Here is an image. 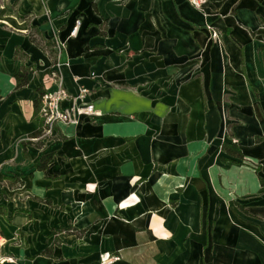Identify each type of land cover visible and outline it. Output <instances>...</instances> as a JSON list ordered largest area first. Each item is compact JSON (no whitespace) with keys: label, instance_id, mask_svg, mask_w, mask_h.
Returning <instances> with one entry per match:
<instances>
[{"label":"crops","instance_id":"0c3cea01","mask_svg":"<svg viewBox=\"0 0 264 264\" xmlns=\"http://www.w3.org/2000/svg\"><path fill=\"white\" fill-rule=\"evenodd\" d=\"M30 27L61 45L55 62ZM52 70L100 114L40 138ZM108 254L264 264V0H0L1 264Z\"/></svg>","mask_w":264,"mask_h":264},{"label":"built area","instance_id":"2783aa9c","mask_svg":"<svg viewBox=\"0 0 264 264\" xmlns=\"http://www.w3.org/2000/svg\"><path fill=\"white\" fill-rule=\"evenodd\" d=\"M193 7L200 8L206 0H187ZM79 28L78 21L72 27L70 36H75ZM210 39L216 41L220 39V31L216 28L209 27ZM54 48L59 51L61 45L55 41ZM48 83L56 85V89L45 91L41 98L39 116L42 119V131L40 138L52 135L58 124L78 125L81 117H93L100 114V111L94 107L91 101L86 100L89 89L80 85L76 94L69 93L63 86L59 71L52 70L46 77ZM63 101H68L67 107H61ZM118 259V255H106L101 257L98 264H109L111 261ZM4 258L0 257V264Z\"/></svg>","mask_w":264,"mask_h":264},{"label":"trees","instance_id":"16d2710c","mask_svg":"<svg viewBox=\"0 0 264 264\" xmlns=\"http://www.w3.org/2000/svg\"><path fill=\"white\" fill-rule=\"evenodd\" d=\"M34 27H30V30H28V35L30 36L31 40L35 42L36 44L42 46V48L48 50L49 54L52 56L53 61L55 62L58 56L59 51L53 50V47L55 46V42L51 39H45L41 36L39 31H37ZM30 68L22 67L20 71L15 75L16 79V87H21L27 84L28 79L27 75L30 72ZM44 92L39 91V96L34 100V116L39 117L40 122V128H39V134H41L42 131V119L39 116V109L41 105V98L43 96ZM222 149L227 152L228 154L234 156L237 158L238 162H242V164H247L246 160L243 157V154L239 147L237 146L236 142H223L222 143ZM48 156H43L40 161H38L35 166L38 168H43L44 164L48 160ZM225 160V158H224ZM253 166V165H251ZM255 170L258 169V166H253ZM73 230V229H72Z\"/></svg>","mask_w":264,"mask_h":264},{"label":"rangeland","instance_id":"374dc122","mask_svg":"<svg viewBox=\"0 0 264 264\" xmlns=\"http://www.w3.org/2000/svg\"><path fill=\"white\" fill-rule=\"evenodd\" d=\"M218 30V29H217Z\"/></svg>","mask_w":264,"mask_h":264}]
</instances>
